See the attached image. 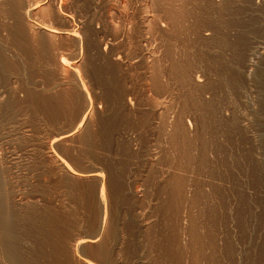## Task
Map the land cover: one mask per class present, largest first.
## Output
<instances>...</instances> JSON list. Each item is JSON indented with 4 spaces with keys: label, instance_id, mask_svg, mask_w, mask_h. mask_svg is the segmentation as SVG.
<instances>
[{
    "label": "rangeland",
    "instance_id": "rangeland-1",
    "mask_svg": "<svg viewBox=\"0 0 264 264\" xmlns=\"http://www.w3.org/2000/svg\"><path fill=\"white\" fill-rule=\"evenodd\" d=\"M7 1L0 213L23 264H264V0Z\"/></svg>",
    "mask_w": 264,
    "mask_h": 264
},
{
    "label": "bare ground",
    "instance_id": "bare-ground-1",
    "mask_svg": "<svg viewBox=\"0 0 264 264\" xmlns=\"http://www.w3.org/2000/svg\"><path fill=\"white\" fill-rule=\"evenodd\" d=\"M9 1H11V0H9ZM9 1H7V4L9 5V6H11V8H13L12 6V2H9ZM183 1V0H182ZM181 1V2H182ZM224 1V0H223ZM165 2V1H164ZM170 2V1H169ZM214 2V1H213ZM226 2V1H225ZM176 3V2H175ZM191 3V2H190ZM193 3V2H192ZM210 3V2H209ZM236 3V2H235ZM211 4V3H210ZM170 5V4H169ZM212 5V4H211ZM215 5V4H214ZM213 5V7H214V9H212L211 8V12H210V15L212 14V18L214 19V20H217V21H230V17H229V14L228 15H226L225 13H223V12H227L228 10H229V5L227 6V8L226 9H222L221 10V6L220 7H218V8H216L215 6ZM174 6V5H173ZM193 6V5H192ZM246 6V5H245ZM184 7V6H183ZM187 7V6H186ZM231 7V6H230ZM233 7V6H232ZM172 8V7H171ZM197 9V8H196ZM199 9V8H198ZM236 9V8H235ZM174 10V9H173ZM224 10V11H223ZM223 11V12H222ZM176 12V11H175ZM174 12V13H175ZM186 12V11H185ZM184 12V13H185ZM240 12V11H239ZM182 13V12H181ZM203 14V13H202ZM177 15V14H176ZM175 15V16H176ZM208 15V14H207ZM186 16V15H185ZM178 17V16H177ZM216 17H218V18H216ZM175 18V17H174ZM179 18V17H178ZM202 18V17H201ZM211 18V19H212ZM190 19V18H189ZM232 19V18H231ZM174 20V19H173ZM207 21V20H206ZM216 21V22H217ZM220 21V22H221ZM188 22V21H187ZM201 22V21H200ZM210 22V21H209ZM185 23V22H184ZM228 23V22H227ZM212 24H213V22H212ZM229 26V25H228ZM195 27H196V25H195ZM37 29H42V30H44L47 34H49L50 36L51 35H55L57 32H59V31H57L56 29H50V28H48V27H45V26H42V25H38V27H36ZM185 28V27H184ZM237 28V27H236ZM216 29V28H215ZM20 30V29H19ZM219 30V29H218ZM18 31V30H17ZM66 32V31H65ZM45 33V34H46ZM60 33V32H59ZM204 38V37H203ZM148 39V38H147ZM219 43V42H218ZM209 46V45H208ZM201 49V48H200ZM199 49V50H200ZM178 50V49H177ZM149 51V50H148ZM216 51V50H215ZM173 52V51H172ZM198 52V51H197ZM206 52H207V50H206ZM196 53V52H195ZM188 54V53H187ZM201 57H202V55H201ZM222 58V57H221ZM231 58V57H230ZM204 59V58H203ZM207 59V58H206ZM210 59V58H209ZM224 59V58H223ZM114 60V59H113ZM221 60V59H220ZM206 61V60H205ZM204 61V62H205ZM148 62V61H147ZM182 62V61H181ZM209 62H210V60H209ZM208 62V63H209ZM60 63L62 64V65H65L66 63H65V60L64 59H61L60 60ZM175 63V62H174ZM186 63V62H185ZM207 63V64H208ZM217 63V62H216ZM218 63H220V64H222V62L221 61H219ZM224 63V62H223ZM227 63V61L225 62V64ZM213 64V63H212ZM228 64V63H227ZM231 64V63H230ZM205 65V64H204ZM224 65V64H223ZM246 65V64H245ZM219 66V65H218ZM226 66V65H225ZM214 67V66H213ZM222 67V66H221ZM230 66L228 65V66H226L225 68L227 69V70H231L230 68H229ZM220 68V67H219ZM224 68V67H223ZM212 69V68H211ZM235 69V68H234ZM214 70V69H213ZM220 70H222L221 68H220ZM223 71H225V70H223ZM212 72V71H211ZM225 72H227V71H225ZM231 72V71H230ZM224 73V72H223ZM228 73V72H227ZM235 73V72H234ZM117 74V73H116ZM226 74V73H225ZM224 74V75H225ZM220 75V74H219ZM227 75H230V74H227ZM198 76V75H197ZM225 77H226V75H225ZM226 78H229V76L228 77H226ZM199 79V78H198ZM199 81V80H198ZM264 81V80H263ZM216 83V82H215ZM214 85V84H213ZM226 88V87H225ZM263 88V87H262ZM225 91V90H224ZM222 92V91H221ZM214 95V94H213ZM217 98V97H216ZM201 99V98H200ZM199 101V100H198ZM263 102V101H262ZM222 103V102H221ZM206 106V105H205ZM211 107V106H210ZM216 107V106H215ZM89 109V108H88ZM206 109V108H205ZM263 109V108H262ZM262 111V110H261ZM88 113V112H87ZM204 114V113H203ZM207 114V113H206ZM207 115H209V114H207ZM212 115V114H211ZM219 115V114H218ZM204 116H206V115H204ZM203 117V116H202ZM214 117V116H213ZM245 117V116H244ZM254 117V116H253ZM256 117V116H255ZM81 120H80V123H79V125L81 124V122H82V120H84L83 119V117L81 116ZM204 119H205V117H203ZM232 118V117H231ZM216 119V117L214 118V120ZM246 119V118H245ZM252 119V118H251ZM213 120V121H214ZM235 120V119H234ZM215 121H217V119L215 120ZM214 121V122H215ZM220 121V120H219ZM223 121V120H222ZM236 121V120H235ZM224 122V121H223ZM222 122V124H224ZM232 122H233V120H232ZM248 122V121H247ZM257 122V121H256ZM255 122V123H256ZM219 123V122H218ZM226 123H229V122H227L226 121ZM225 123V124H226ZM254 123V124H255ZM208 124H210V123H208ZM236 124V123H235ZM83 125V124H82ZM220 125V124H219ZM237 125V124H236ZM214 126H216V125H214ZM223 126V125H222ZM232 126H233V124H232ZM256 126V125H255ZM182 127V126H181ZM221 127V126H220ZM224 128H226V126H223ZM234 127V126H233ZM237 127V126H236ZM263 127V126H262ZM205 128V127H204ZM213 128V127H212ZM229 128V127H228ZM228 128H226L225 130H227ZM240 128V127H239ZM185 129V128H184ZM218 129V128H217ZM216 129V130H217ZM221 129H223V128H221ZM234 129H237V128H235L234 127ZM257 129V128H256ZM206 130V129H205ZM209 130V129H208ZM207 131V130H206ZM219 131V130H218ZM228 131V130H227ZM237 131H238V129H237ZM247 131V130H246ZM257 131V130H256ZM195 132V131H194ZM214 132H215V130H214ZM205 133H209L208 131L207 132H205ZM217 133L218 132H216V135H217ZM219 133H221V132H219ZM227 133V132H226ZM68 134V133H67ZM66 134V135H67ZM204 134V133H203ZM248 134V133H247ZM202 135V134H201ZM205 135V134H204ZM219 135V134H218ZM221 135V134H220ZM227 135V134H226ZM229 135H231L230 133H229ZM60 136V135H59ZM63 136H65V134L64 135H61V138L63 137ZM69 136V135H68ZM241 136H242V134H241ZM212 137H214V136H211V138L210 139H213ZM227 137L228 138H230V137H232V136H228L227 135ZM58 138H60V137H58ZM193 138H194V136H193ZM195 138H197V137H195ZM208 138V137H207ZM246 138V137H245ZM244 138V139H245ZM188 139V138H187ZM216 139H217V137H216ZM219 139V138H218ZM232 139V138H231ZM240 139H243V138H240ZM59 140V139H58ZM195 140V139H194ZM214 140V139H213ZM212 140V141H213ZM220 140V139H219ZM218 140V141H219ZM222 140V139H221ZM246 140V139H245ZM191 141V140H190ZM196 141H198V140H196ZM195 141V143H197ZM218 141H213V142H216V143H218V145H220L219 144V142ZM230 141V140H229ZM232 141V140H231ZM189 142V141H188ZM199 142V141H198ZM212 142V143H213ZM221 142V141H220ZM235 142V141H234ZM244 142V141H243ZM200 143V142H199ZM232 143V142H231ZM239 143H241V142H239ZM245 143V142H244ZM205 144V143H204ZM225 144V143H224ZM233 144V143H232ZM246 144H247V142H246ZM254 144V143H253ZM196 145V144H195ZM194 145V146H195ZM216 145V144H215ZM243 145V144H242ZM241 145V146H242ZM245 145V144H244ZM251 145V144H250ZM187 146V145H186ZM193 146V145H192ZM199 146V145H198ZM197 146V147H198ZM196 147V146H195ZM201 147V146H200ZM205 147V146H204ZM230 147V146H229ZM233 147V146H232ZM249 147V146H248ZM247 147V148H248ZM234 148V147H233ZM256 148V147H255ZM208 149V148H207ZM206 149V147H205V150H207ZM221 149V148H220ZM189 150V149H188ZM197 150V149H196ZM201 150V149H200ZM230 150V149H229ZM231 151V150H230ZM186 152V151H185ZM184 152V153H185ZM190 151H188V153H189ZM201 152V151H200ZM209 152V151H208ZM191 153V152H190ZM189 153V154H190ZM182 154H183V152H182ZM249 154V153H248ZM187 155V154H186ZM199 155V154H198ZM227 155V154H226ZM184 156V155H183ZM238 156V155H237ZM262 156V155H261ZM197 157V156H196ZM204 157V156H203ZM193 159H195L194 157H193ZM192 159V160H193ZM201 159H203V158H201L200 157V160ZM234 159V158H233ZM257 159V158H256ZM187 160V159H186ZM197 160H199L198 158H197ZM221 160V159H220ZM219 160V161H220ZM223 160L224 159H222V162H223ZM226 160V159H225ZM230 160V159H229ZM238 160V159H237ZM239 160H240V158H239ZM196 161V160H195ZM194 161V162H195ZM206 161V159L204 160V162ZM232 161V160H231ZM235 161V160H234ZM188 162V161H187ZM221 162V161H220ZM253 162V161H252ZM255 162V161H254ZM189 163V162H188ZM192 163V161H190V164ZM208 163H210V162H208ZM223 163H225V162H223ZM230 163V162H229ZM248 163H250L249 161H248ZM199 164H200V162H199ZM198 164V167H196V165L194 166V167H196L197 169L198 168H200V166L201 167H203L201 164L199 165ZM206 164V163H205ZM212 164H214V163H212ZM212 164H210V165H212ZM232 164V163H231ZM247 164V163H246ZM60 165L62 166V168H64V169H69V168H67V166L64 164V162L62 163H60ZM223 165V164H222ZM251 167L253 166L251 163L249 164ZM187 166V165H186ZM205 166V165H204ZM208 166V165H207ZM213 166L214 165H212V168H213ZM225 164H224V166H221V167H223V168H225ZM233 166V165H232ZM206 167V166H205ZM217 167V166H216ZM220 167V168H221ZM251 167H250V169H251ZM172 168V167H171ZM209 169H210V167H208ZM207 167L205 168L206 170L208 169ZM228 168V167H227ZM216 169V168H215ZM217 169H218V167H217ZM230 169V168H229ZM234 169L236 170V168L234 167ZM204 170V169H203ZM214 170V169H213ZM219 170V169H218ZM234 170V171H235ZM212 171V170H211ZM237 171V170H236ZM198 172V171H197ZM207 172V171H206ZM244 172V171H243ZM248 172V171H247ZM260 172V171H259ZM258 172V173H259ZM263 172V171H262ZM189 173V172H188ZM237 173H238V171H237ZM250 173H252L251 171H250ZM264 173V172H263ZM213 174V173H212ZM211 174V176H215V175H212ZM240 174H242V172L240 173ZM243 174H246V173H243ZM173 175V174H172ZM189 175V174H188ZM256 175V174H255ZM86 176H96V177H98V173H90V174H88V175H86ZM185 176V175H184ZM187 176V175H186ZM230 176V175H229ZM245 176V175H244ZM217 177V176H216ZM232 177V176H231ZM242 177V176H241ZM246 177V176H245ZM251 177V176H250ZM253 177V176H252ZM257 177V176H256ZM98 179V178H97ZM249 179V178H248ZM257 179V178H256ZM259 179V178H258ZM176 180V179H175ZM250 180V179H249ZM193 181V180H192ZM225 181V180H224ZM238 181V180H237ZM252 182V181H251ZM199 183V182H198ZM241 183V182H240ZM192 184V183H191ZM218 184V183H217ZM253 185H254V183H252ZM264 184V183H263ZM235 186V185H234ZM239 187V186H238ZM242 188V187H241ZM241 188H239L240 190H241ZM99 189V188H98ZM196 189V188H195ZM218 189V188H217ZM224 189V188H223ZM232 189V188H231ZM247 189V188H246ZM257 189V188H256ZM234 190H236V189H234ZM239 190V191H240ZM254 190V189H253ZM237 191V190H236ZM247 191V190H246ZM241 192V191H240ZM210 193V192H209ZM221 193V192H220ZM219 193V194H220ZM245 193V192H244ZM247 193V192H246ZM252 193V192H251ZM250 193V194H251ZM199 194V193H198ZM241 194V193H240ZM249 194V195H250ZM256 194V193H255ZM259 193H257L256 195H258ZM213 195V194H212ZM221 195V194H220ZM225 195H227V194H225ZM246 195V194H245ZM248 195V196H249ZM264 195V194H263ZM222 196V195H221ZM223 197V196H222ZM227 197V196H226ZM232 197H234V195L232 196ZM244 197V196H243ZM251 197V196H250ZM254 197H256V196H254ZM259 197H262L263 198V196H258V198ZM99 201H100V203H103V189L100 187V190H99ZM206 198V197H205ZM223 199H224V197H223ZM226 199V198H225ZM228 199V198H227ZM226 199V200H227ZM221 200V199H220ZM250 200H251V198H250ZM246 201V200H245ZM247 201H249V200H247ZM221 202V201H220ZM224 202H225V200H224ZM227 202V201H226ZM222 204H224L223 202H222ZM227 204H229L228 206H230V204L231 203H226V205ZM256 204H257V202H256ZM101 205V204H100ZM225 205V204H224ZM103 206V205H102ZM223 206V205H222ZM231 208V207H230ZM102 209L104 210V208L102 207ZM233 209H234V207H233ZM251 209V208H250ZM217 210V209H216ZM229 210V209H228ZM230 210H232V209H230ZM258 210V209H257ZM105 211V210H104ZM251 211V210H250ZM255 211V210H254ZM209 212H212V211H208V213ZM230 212V211H229ZM240 212V210L237 212V213H239ZM244 212V211H243ZM249 212V211H248ZM101 213H103V212H101ZM246 212H244V214H245ZM252 213H253V210H252ZM105 214V213H104ZM212 214V213H211ZM227 214V213H226ZM231 214V213H230ZM242 214V213H241ZM248 214V213H247ZM250 214V213H249ZM254 214V213H253ZM103 215V214H102ZM105 216V215H104ZM225 216V215H224ZM238 216H239V214H238ZM215 217V216H214ZM242 217V216H241ZM248 217H250V216H248ZM254 217H255V215H254ZM257 217V216H256ZM259 217V216H258ZM11 217H7V215H6V213H4L3 211L0 213V252H1V255H2V257H1V259H0V264H23V256H21V254L19 253V247L17 246L18 244H16V242L14 241L15 239H14V237H13V223H12V221H11V219H10ZM239 217H237L236 219H238ZM243 218V217H242ZM247 217L245 216V219H246ZM251 218V217H250ZM260 218V217H259ZM228 219V218H227ZM235 219V220H236ZM244 219V218H243ZM255 219V218H254ZM258 219V218H257ZM262 219V218H261ZM104 220H105V218H103V220H102V225H103V222H104ZM226 220V219H225ZM224 220V221H225ZM220 221V220H219ZM223 221V222H224ZM258 221V220H257ZM256 221V222H257ZM261 221V220H260ZM222 222V223H223ZM227 222V221H226ZM241 222V221H240ZM244 222V221H243ZM255 222V221H254ZM255 222V223H256ZM262 222H264V221H262ZM225 223V222H224ZM248 223V222H247ZM252 223V222H251ZM258 223H260V222H258ZM226 224V223H225ZM240 224V223H239ZM242 224V223H241ZM246 224V223H245ZM250 224V223H249ZM253 224V223H252ZM213 225V224H212ZM223 225V224H222ZM228 225V224H227ZM230 225V224H229ZM255 225V224H254ZM257 225V224H256ZM223 226H225V225H223ZM234 226V225H233ZM239 226V225H238ZM244 226V225H243ZM235 227H237V225L235 226ZM240 227H242V226H240ZM256 227V226H255ZM258 227V226H257ZM261 228H263L262 226H261ZM221 229V228H220ZM225 229V228H224ZM239 229V228H238ZM241 229V228H240ZM244 228H242V230H243ZM15 230V229H14ZM109 230V229H108ZM206 230H207V228H206ZM256 231V230H255ZM110 233H112V232H110ZM196 233V232H195ZM224 233H225V231H224ZM197 234V233H196ZM209 235V234H208ZM196 236H198V234L196 235ZM203 236V235H202ZM210 236V235H209ZM199 237H200V235H199ZM258 237V236H257ZM221 239V238H220ZM251 239V238H250ZM125 240V239H124ZM90 241H95V236L94 237H89L88 239H84V240H79L78 242H77V245H80V244H83V243H85V242H90ZM116 241V240H115ZM119 241V240H118ZM114 242V241H113ZM227 246V245H226ZM236 246V245H235ZM105 248V247H104ZM119 248V247H118ZM261 248V247H260ZM229 249V248H228ZM120 250V249H119ZM255 251V250H254ZM262 252V251H261ZM23 254V253H22ZM25 257V256H24ZM37 257V256H36ZM108 259V258H107ZM262 259V258H261ZM31 260V259H30ZM48 260V259H47ZM115 260V259H114ZM254 260H256V259H254ZM26 260H24V262H25ZM31 261H34L33 259L31 260ZM253 261V260H252ZM29 263H30V261H28ZM41 262V261H40ZM52 262H54V261H50V263H52ZM255 263V262H254ZM45 264V263H44ZM54 264V263H53ZM89 264V263H88ZM90 264H93V263H90Z\"/></svg>",
    "mask_w": 264,
    "mask_h": 264
}]
</instances>
